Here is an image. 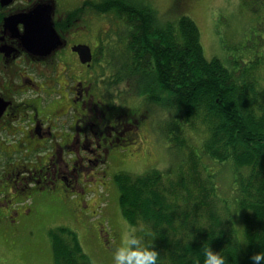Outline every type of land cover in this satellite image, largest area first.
Here are the masks:
<instances>
[{"label":"trees","instance_id":"16d2710c","mask_svg":"<svg viewBox=\"0 0 264 264\" xmlns=\"http://www.w3.org/2000/svg\"><path fill=\"white\" fill-rule=\"evenodd\" d=\"M241 1L264 16V0ZM91 7L128 21L117 76L141 82V108L166 109L164 130L188 149L172 175H114L124 218L147 230L158 264H204L209 244L227 264H253L252 254L264 252V49L208 58L190 15L160 18L148 0H92ZM241 234L246 245L237 242ZM51 237L55 264H93L74 230L54 228Z\"/></svg>","mask_w":264,"mask_h":264},{"label":"flooded vegetation","instance_id":"af4514ba","mask_svg":"<svg viewBox=\"0 0 264 264\" xmlns=\"http://www.w3.org/2000/svg\"><path fill=\"white\" fill-rule=\"evenodd\" d=\"M91 1L0 0L4 236L27 220L23 202L14 201L19 191L28 194L26 202L32 199L26 203L30 209L38 197L70 206L69 194L86 190L81 179L98 175L108 181L112 160L148 127V110L124 106L122 82L113 69L120 65L113 41L130 28L91 7ZM100 19L107 26L96 30ZM113 32L118 35L112 44Z\"/></svg>","mask_w":264,"mask_h":264},{"label":"rangeland","instance_id":"374dc122","mask_svg":"<svg viewBox=\"0 0 264 264\" xmlns=\"http://www.w3.org/2000/svg\"><path fill=\"white\" fill-rule=\"evenodd\" d=\"M151 1L160 18L170 15L172 19H178L182 13L193 17L200 26L202 44L208 58L218 56L226 61L230 54L234 58L240 55L247 58L252 51L259 53L264 49V16L254 15L242 5L241 0ZM107 23L100 19L94 27L97 30L107 26ZM116 35L113 32L109 37L111 43ZM121 38L122 35L113 41L118 51H122ZM111 70L108 69V73ZM140 83H132L133 91L127 94L129 99L124 101L125 107H133L134 110L135 106H142L139 105L142 104L139 99L143 98L140 95L143 93L139 89ZM119 85L127 89L125 82ZM144 106L147 108V105ZM142 111L140 107L136 112ZM150 113L147 129L135 134L133 140L124 147L125 150L112 160L110 173L124 170L140 174L158 168L164 175H172L184 163L188 149L168 137L166 132L169 135L172 133L169 130L163 131L162 124L159 128H152L153 124L155 127L157 122L167 120V110L156 108ZM199 139L191 141L199 147ZM205 163L207 168L217 172L219 166L211 159L205 158ZM89 165L92 166V163ZM81 180L86 190L69 194L65 200L71 202L70 206L52 197H49L50 200L38 197L31 202L30 209L26 203L32 199L26 202V191L18 192L21 197H16L14 201L23 202L20 206L28 217L27 220L22 218L21 223L15 225L16 233L4 236L0 232V264H55L51 230L60 227H68L77 233L83 251L93 264H113L114 249L119 243L124 224L129 223L121 211L119 191L113 179L107 181L95 175ZM112 242L113 247L109 245Z\"/></svg>","mask_w":264,"mask_h":264},{"label":"clouds","instance_id":"9594fccd","mask_svg":"<svg viewBox=\"0 0 264 264\" xmlns=\"http://www.w3.org/2000/svg\"><path fill=\"white\" fill-rule=\"evenodd\" d=\"M146 233V229L126 222L113 252V264H158L159 251L146 239ZM237 242L246 245V237L238 235ZM204 257V264H227V257L210 244L204 248ZM251 260L253 264H264V252H254Z\"/></svg>","mask_w":264,"mask_h":264}]
</instances>
